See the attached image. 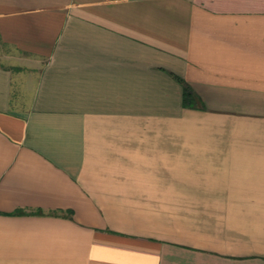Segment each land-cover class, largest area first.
Instances as JSON below:
<instances>
[{"label":"crops","instance_id":"crops-1","mask_svg":"<svg viewBox=\"0 0 264 264\" xmlns=\"http://www.w3.org/2000/svg\"><path fill=\"white\" fill-rule=\"evenodd\" d=\"M0 264H264V0H0Z\"/></svg>","mask_w":264,"mask_h":264},{"label":"trees","instance_id":"trees-1","mask_svg":"<svg viewBox=\"0 0 264 264\" xmlns=\"http://www.w3.org/2000/svg\"><path fill=\"white\" fill-rule=\"evenodd\" d=\"M174 78L183 86V104L185 107H195L198 97L192 87L179 76L173 75Z\"/></svg>","mask_w":264,"mask_h":264}]
</instances>
